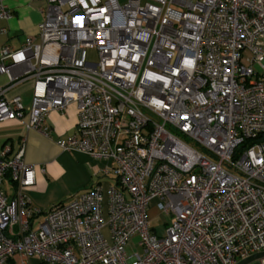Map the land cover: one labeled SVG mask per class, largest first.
<instances>
[{"label": "built area", "instance_id": "obj_1", "mask_svg": "<svg viewBox=\"0 0 264 264\" xmlns=\"http://www.w3.org/2000/svg\"><path fill=\"white\" fill-rule=\"evenodd\" d=\"M42 1L39 42L1 48L0 122L51 137L48 114L75 104L77 131L58 145L106 160L116 183L44 210L24 191L37 171L25 144L12 157L5 146L0 264H237L264 252V0ZM26 80L29 106L8 96ZM153 198L170 216L164 235Z\"/></svg>", "mask_w": 264, "mask_h": 264}, {"label": "crops", "instance_id": "obj_2", "mask_svg": "<svg viewBox=\"0 0 264 264\" xmlns=\"http://www.w3.org/2000/svg\"><path fill=\"white\" fill-rule=\"evenodd\" d=\"M5 4L12 17L0 18V54L5 45L19 49L28 38L39 42L38 24L43 19L40 11L43 1L5 0ZM8 80L6 74L0 75L1 85L7 84ZM32 88V80H26L11 88L8 96L19 94L25 106L30 105ZM23 121L0 122V152L8 145L12 157L25 144L26 161L37 166L35 183L24 190L32 204L46 210L58 203L69 202L79 192L97 184L116 183V175L104 171L111 165L106 160L82 151H67L58 145L60 138H67L77 131L75 104H71L65 113L52 111L48 114L45 124L52 129L51 137L35 129L27 130ZM3 189L6 194H12L9 178L5 179Z\"/></svg>", "mask_w": 264, "mask_h": 264}, {"label": "rangeland", "instance_id": "obj_3", "mask_svg": "<svg viewBox=\"0 0 264 264\" xmlns=\"http://www.w3.org/2000/svg\"><path fill=\"white\" fill-rule=\"evenodd\" d=\"M121 2H125L126 0H120ZM88 59L90 60H96L97 59V53L94 49H91L88 53ZM29 106V105H26ZM158 199L153 198L151 200V207L148 211L149 218L151 220L152 227L156 230L158 235H164L166 232V222L170 220V216L161 212L160 210L157 209L156 203ZM138 241H139V235H135L131 240L130 244L136 249L140 250L141 248L138 246ZM15 264H20L15 263ZM46 264V263H43Z\"/></svg>", "mask_w": 264, "mask_h": 264}, {"label": "water", "instance_id": "obj_4", "mask_svg": "<svg viewBox=\"0 0 264 264\" xmlns=\"http://www.w3.org/2000/svg\"><path fill=\"white\" fill-rule=\"evenodd\" d=\"M264 257V252H260V253H256L250 257H247L243 260H241L240 262H238L237 264H248L252 261H255L257 259L263 258Z\"/></svg>", "mask_w": 264, "mask_h": 264}]
</instances>
